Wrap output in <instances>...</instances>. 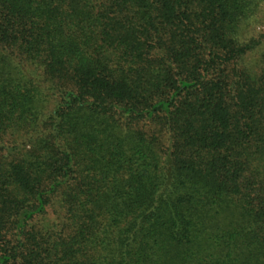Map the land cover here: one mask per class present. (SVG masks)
I'll list each match as a JSON object with an SVG mask.
<instances>
[{
    "label": "trees",
    "instance_id": "obj_1",
    "mask_svg": "<svg viewBox=\"0 0 264 264\" xmlns=\"http://www.w3.org/2000/svg\"><path fill=\"white\" fill-rule=\"evenodd\" d=\"M0 264H264V0H0Z\"/></svg>",
    "mask_w": 264,
    "mask_h": 264
}]
</instances>
